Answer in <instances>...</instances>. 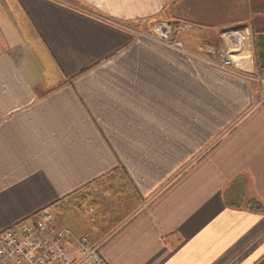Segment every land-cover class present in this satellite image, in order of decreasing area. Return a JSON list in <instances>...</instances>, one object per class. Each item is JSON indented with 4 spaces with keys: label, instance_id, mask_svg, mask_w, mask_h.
Returning a JSON list of instances; mask_svg holds the SVG:
<instances>
[{
    "label": "crops",
    "instance_id": "obj_1",
    "mask_svg": "<svg viewBox=\"0 0 264 264\" xmlns=\"http://www.w3.org/2000/svg\"><path fill=\"white\" fill-rule=\"evenodd\" d=\"M261 77L264 0H0V233L122 176L108 264H264Z\"/></svg>",
    "mask_w": 264,
    "mask_h": 264
},
{
    "label": "built area",
    "instance_id": "obj_2",
    "mask_svg": "<svg viewBox=\"0 0 264 264\" xmlns=\"http://www.w3.org/2000/svg\"><path fill=\"white\" fill-rule=\"evenodd\" d=\"M186 27L188 25L182 26L173 21H160L151 32L137 34L189 54L184 44L175 38ZM237 38L240 49L244 42L241 34ZM235 52L229 48L222 49L207 62L227 73L240 75ZM257 80L261 86L260 102H264V77ZM58 216L55 210L45 208L2 231L0 264H108L101 254L102 243H94L83 235L77 236Z\"/></svg>",
    "mask_w": 264,
    "mask_h": 264
},
{
    "label": "rangeland",
    "instance_id": "obj_3",
    "mask_svg": "<svg viewBox=\"0 0 264 264\" xmlns=\"http://www.w3.org/2000/svg\"><path fill=\"white\" fill-rule=\"evenodd\" d=\"M111 177L108 176L86 187L62 203L51 206L50 209L60 214L58 217L62 223L71 229L76 227L72 230L77 236L83 235L89 239L90 237L99 239L107 236L106 234L112 231L119 216L135 206L134 193L131 192L126 178L119 176L113 179ZM129 192L133 198L130 197ZM96 207L100 212L95 213ZM80 224L82 226L78 227ZM82 230L85 232H80ZM82 233H87V235Z\"/></svg>",
    "mask_w": 264,
    "mask_h": 264
},
{
    "label": "trees",
    "instance_id": "obj_4",
    "mask_svg": "<svg viewBox=\"0 0 264 264\" xmlns=\"http://www.w3.org/2000/svg\"><path fill=\"white\" fill-rule=\"evenodd\" d=\"M249 207L251 208V210H256V211H258V210L263 211L264 210L262 205L259 202H257L256 200L251 201L249 203Z\"/></svg>",
    "mask_w": 264,
    "mask_h": 264
}]
</instances>
